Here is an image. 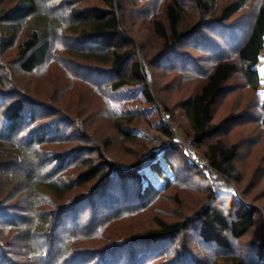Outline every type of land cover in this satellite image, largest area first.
<instances>
[{"label":"trees","instance_id":"obj_1","mask_svg":"<svg viewBox=\"0 0 264 264\" xmlns=\"http://www.w3.org/2000/svg\"><path fill=\"white\" fill-rule=\"evenodd\" d=\"M89 1L0 0L2 51L15 48L21 71L32 73L57 48V55L70 66L72 73L85 71L84 80L104 82L111 92L126 86H141L142 94L153 101L146 82L148 67L143 61L135 59L134 49L126 40L123 1L98 0L99 4ZM251 2L190 0L194 13L198 14L189 18L173 1L164 8L162 16H153L151 21L153 34L159 38L165 54L170 58L164 57L167 61L184 55L178 47L190 36L199 35L198 30L205 27L201 25L206 22L201 19L203 15L209 19L206 23L215 24L214 28L221 31L220 34L230 45V55L222 53L217 57L207 70L199 90L181 100L179 105L190 124V136L194 143L198 147H206L205 159L218 175L234 183L243 178L236 165L239 146L238 143L228 144L218 137L223 123L214 122V104L239 67L248 87L257 90L260 85L257 64L264 48V0H258L251 11H246ZM241 12L252 14L243 34L238 32ZM195 32L197 34L193 35ZM213 41V45H219L216 40ZM1 75L0 69V168L3 170L0 171V226L16 231L12 232L8 243H2L8 233L0 232V264H17L10 255L18 249L14 243L19 244V241L23 248L20 254L37 264H121L124 253L118 251L126 248V244L113 242V238L106 236L103 239L104 220L110 215L86 220V212H79L78 209L85 207L87 196L101 198L102 188L115 175L136 181L138 199H151L175 182L177 173L173 164L164 152L160 154L157 151H152L146 159L135 160L127 168H120L99 147L93 150L101 156L99 162L83 158L89 149L87 146L57 151V141L64 139L60 136L65 135H60L56 107L51 102L36 100L19 88L11 87ZM261 109L264 124V104ZM126 114L125 122L118 123L116 127L126 141H133L138 138L135 127L131 126L135 118L129 111ZM162 130L168 137H173L170 129ZM66 160L70 163L64 166ZM149 161H155L152 162L154 165L146 164ZM70 164L78 167L79 171L75 178L66 180L63 172ZM147 165H150V172ZM193 165L203 182L211 186L210 175L203 163L194 162ZM8 184L13 186L9 191ZM7 185L9 188H6ZM38 185L41 187L37 190ZM79 188L85 190L76 195L74 189ZM211 189L203 206L193 216L173 221L157 217L154 228L133 236L127 245L148 243L159 247L169 245L166 242L173 244V238L194 223L201 240L219 248L229 247L230 236L241 238L255 227L259 210L254 205L235 204L234 199ZM29 191L32 199H28ZM48 192L54 195L52 200ZM16 193L27 199L20 197L11 203ZM102 196L105 197V194L102 193ZM45 202L51 203L50 208L39 207ZM66 216L71 220L67 219V225H64L62 221ZM252 241L255 260L246 262L244 258L240 260L230 256L234 262L264 264V234H259ZM165 246L161 252L153 253V258L146 264L150 261L188 264L187 258L191 257L186 251L177 256ZM221 258L229 259L227 256ZM193 263L194 260H191L190 264ZM197 264L203 263L197 261Z\"/></svg>","mask_w":264,"mask_h":264},{"label":"rangeland","instance_id":"obj_2","mask_svg":"<svg viewBox=\"0 0 264 264\" xmlns=\"http://www.w3.org/2000/svg\"><path fill=\"white\" fill-rule=\"evenodd\" d=\"M122 1L126 40L134 49L135 59L143 61L148 67L146 82L150 86L153 101L147 100L142 94L141 86H126L111 92L104 82L84 80L85 71L72 73L70 66L68 67L63 58L57 55V48L49 53L47 60L34 72L25 73L19 67L16 49L2 51L0 47L3 81L12 85L11 87L19 88L27 96L51 102L56 107L60 135H65L60 136L64 139L57 141V151L87 146L89 149L83 158H92L94 162H99L101 156L93 151L99 147L104 155L114 160L120 168H127L135 160L146 159L152 151H157L160 154L164 152L173 164L177 173L175 182L169 189L151 199H138L136 181L115 175L111 182L102 188L101 198L87 196L85 207L78 209L79 212H86L88 215L86 220H92L95 216L100 218L101 215H110L109 220H104L103 239L106 236L113 238V242L126 244V248L118 251L120 254L124 253L121 264L126 262L146 264L153 258L151 256L153 253L161 252L165 245L154 247L148 243L127 244L133 236L154 228L157 217L173 221L193 216L196 210L203 206L207 195L212 191L211 188L221 196L234 199L235 204L256 206L259 213L255 227L241 238L233 239L230 236L231 245L220 249L217 245L201 240L193 223L173 238V244L166 242L169 245H166L165 249L169 247L168 249L177 256L186 251V254L193 258H187L188 264L191 260H194L193 264H197V261L203 264H242L240 260L243 258L246 262H253L255 247L252 240L259 234H264V124L261 109V105L264 104V96L261 95L264 94V48L260 52L257 64L260 76L258 89L248 87L239 67L232 73L226 83V90L214 104V122L223 123L218 137L223 138L228 144L238 143L236 165L242 172V181L234 183L218 174H209L211 186H208L193 168L195 161L205 163V169L211 165L205 159L206 147L203 145L198 147L194 143L190 136V124L179 102L199 90L207 70L212 67L216 58L222 53L230 55V45L223 34H220L221 31L214 28L215 24L206 23L209 19L203 15L201 19L206 22L201 23L205 27L198 30L199 35L196 31L193 33L197 34L195 37L190 36L178 47L179 52L184 55L175 56L167 61L165 59L167 54L159 38L153 34L152 17L162 16L164 8L173 1L189 18L196 16L198 13H194L190 0ZM251 1L246 11H251V7H254L258 0ZM89 3L99 4V1L91 0ZM250 15L252 14L241 12L239 34H243L249 26ZM28 27L25 28V33ZM213 40L219 45H213ZM167 58L170 59L169 56ZM86 74L89 75L87 71ZM95 76L100 78L98 75ZM126 111L133 113L135 118L131 126L135 127L138 138L133 141H126L116 127L118 123L125 122L128 117ZM164 128L170 129L173 137H168L162 130ZM152 162L155 161L146 164L152 165ZM68 163L70 161L66 160L64 166ZM147 166L149 168L150 165ZM78 171V167L70 164L63 174L66 180H70L76 177ZM147 171L150 172V168ZM8 185L6 188H9V191L13 186ZM40 185L37 186V190L40 189ZM84 190L74 189V193L78 195V192L82 193ZM47 194L50 200L51 197L54 198L51 192ZM12 195L14 197L13 193ZM31 196L33 195L30 193L28 199H32ZM20 197L21 194L16 193L11 203H15V199ZM21 198L25 196L22 195ZM50 204L45 202L39 207L50 208ZM67 219L70 217L63 218L64 225H67ZM1 231L8 233L2 243H8L12 232L16 230L0 226ZM19 244L14 243L18 249L15 248L10 255L14 263L27 264L24 262L26 261L37 264L35 260H26L27 256L20 254L19 251L23 248ZM225 256L229 259L221 258ZM230 256H236L240 260L234 262ZM149 264L157 262L150 261Z\"/></svg>","mask_w":264,"mask_h":264},{"label":"built area","instance_id":"obj_3","mask_svg":"<svg viewBox=\"0 0 264 264\" xmlns=\"http://www.w3.org/2000/svg\"><path fill=\"white\" fill-rule=\"evenodd\" d=\"M191 141H192V140H191ZM191 141H190V143H191ZM195 162H198V161H195ZM198 163H200V162H198ZM203 165L205 166V163H203ZM206 170H207V172H208L209 174H215V175L217 174L216 171L212 168L211 165H209V167H208ZM212 170H214L215 172H213ZM213 183H214V184H217L216 181H213Z\"/></svg>","mask_w":264,"mask_h":264},{"label":"snow or ice","instance_id":"obj_4","mask_svg":"<svg viewBox=\"0 0 264 264\" xmlns=\"http://www.w3.org/2000/svg\"><path fill=\"white\" fill-rule=\"evenodd\" d=\"M262 96H264V94H261Z\"/></svg>","mask_w":264,"mask_h":264}]
</instances>
